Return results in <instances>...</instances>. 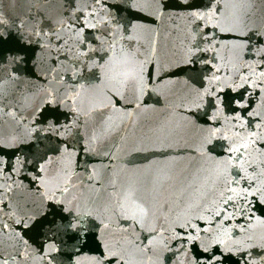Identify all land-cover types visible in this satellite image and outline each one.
<instances>
[{
    "label": "water",
    "instance_id": "obj_1",
    "mask_svg": "<svg viewBox=\"0 0 264 264\" xmlns=\"http://www.w3.org/2000/svg\"><path fill=\"white\" fill-rule=\"evenodd\" d=\"M0 264H264V0H0Z\"/></svg>",
    "mask_w": 264,
    "mask_h": 264
}]
</instances>
